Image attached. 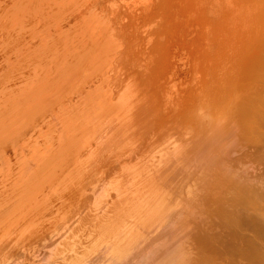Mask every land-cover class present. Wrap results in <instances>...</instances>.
Masks as SVG:
<instances>
[{
	"label": "rangeland",
	"instance_id": "rangeland-1",
	"mask_svg": "<svg viewBox=\"0 0 264 264\" xmlns=\"http://www.w3.org/2000/svg\"><path fill=\"white\" fill-rule=\"evenodd\" d=\"M0 96V264H264V0H0Z\"/></svg>",
	"mask_w": 264,
	"mask_h": 264
},
{
	"label": "bare ground",
	"instance_id": "bare-ground-1",
	"mask_svg": "<svg viewBox=\"0 0 264 264\" xmlns=\"http://www.w3.org/2000/svg\"><path fill=\"white\" fill-rule=\"evenodd\" d=\"M48 67H49V66H48ZM30 72H31V71H30ZM5 83H6V82H5ZM9 83H10V82H9ZM3 85H4V84H3ZM6 86H7V85H6ZM1 87H2V86H1ZM9 88H10V87H9ZM9 88H8V90H9ZM5 93H6V92H5ZM42 96H43V95H42ZM0 97H1V96H0ZM2 97H3V95H2ZM12 98H13V97H12ZM1 99H2V98H1ZM2 107H3V106H2ZM20 108H21V107H20ZM6 109H7V108H6ZM9 111H10V110H9ZM27 113H28V112H27ZM19 114H20V113H19ZM30 115H31V114H30ZM1 117H2V116H1ZM17 118H18V117H17ZM18 122H19V121H18ZM15 123H16V122H15ZM2 124H4V123H2ZM35 128H36V127H35ZM28 138H29V137H28ZM0 140H1V139H0ZM19 143H20V142H19ZM21 143H22V142H21ZM26 145H27V144H26ZM15 149H16V148H15ZM8 154H9V153H8ZM1 155H2V154H1ZM127 157H128V156H127ZM3 158H4V157H3ZM8 160H9V159H8ZM7 162H8V161H7ZM45 163H46V162H45ZM53 163H54V162H53ZM55 163H56V162H55ZM43 165L46 166V164H44V163H43ZM52 165H53V164H52ZM59 166H60V165H59ZM65 167H66V166H65ZM243 167H244V166H243ZM67 168H68V167H67ZM44 169H45V168H44ZM61 169H62V168H61ZM65 169H66V168H65ZM47 170H48V169H47ZM44 171H45V170H44ZM61 171H62V170H61ZM42 172H43V171H41V173H42ZM45 173H46V171H45ZM42 174H43V173H42ZM52 174H53V173H52ZM52 174H51V175H52ZM36 176H37V175H36ZM41 176L43 177L44 174L41 175ZM53 176H54V175H53ZM46 177H48V179H49L48 174H47ZM254 177H255V176H254ZM38 179H39V178H38ZM44 179H45V178H44ZM46 179H47V178H46ZM13 180H14V179H13ZM35 180H36V179H35ZM42 180H43V179H42ZM49 180H50V179H49ZM27 181H28V180H27ZM30 181H31V180H30ZM43 181H44V180H43ZM34 182H35V181H34ZM41 182H42V181H41ZM45 182H46V181H45ZM16 183H17V182H16ZM16 183H15V184H16ZM38 183H39V182H38ZM13 184H14V183H13ZM15 184H14V185H15ZM44 184H45V183H44ZM10 185H11V184H10ZM14 185H12V186H14ZM40 185H42V184L40 183ZM46 185H47V183H46ZM27 186H28V185H27ZM28 187H29V186H28ZM28 187H27V188H28ZM13 188H14V187H13ZM25 188H26V187H25ZM38 189H41V187L39 188V185H38ZM43 189H44V188H43ZM7 190H8V188H7ZM83 190H84V189H83ZM12 191H13V190H12ZM37 191H38V190H37ZM7 192H8V191H7ZM19 192H20V191H19ZM10 193H11V192H10ZM12 193H13V192H12ZM12 193H11V194H12ZM21 193H22V192H21ZM29 193H30V192H29ZM76 194H77V193H76ZM81 194H82V193H81ZM81 194H80V196H81ZM83 194H84V193H83ZM17 195H18V192H17L16 196H17ZM19 195H20V194H19ZM30 195H31V194H30ZM44 195H45V194H44ZM16 196H13V198H15ZM39 196H40V195H39ZM80 196H79V197H80ZM20 197H21V195H20ZM67 197H69V196H67ZM4 198H5V197H4ZM21 198H22V197H21ZM21 198H20V201L22 200ZM27 198H28V197H27ZM82 198H83V197H82ZM10 199H12V198H10ZM32 199H33V198H32ZM41 199H42V197H41ZM12 200H13V201H12L11 206H12V208H13V211H12L13 219H12V221H11L10 223H11V224H14L15 220L18 219V214H17V213L20 212V211H17V210L20 209V208L16 209V204H17L16 202H17V200H16V199H12ZM79 200H80V198H79ZM5 201H6V200H5ZM7 201H8V200H7ZM76 202H77V201H76ZM6 203H7V202H6ZM15 203H16V204H15ZM81 203H82V202H81ZM105 203H106V202H105ZM0 204H1V203H0ZM64 204H65V202H64ZM73 204H74V203H73ZM9 205H10V204H9ZM9 205L6 206L7 208L2 209V211L4 210L3 213H5V212L7 211V210H5V209H8V208H9ZM20 205H21V204H20ZM20 205H19V206H20ZM62 205H63V204H62ZM2 206H4V205H2ZM19 206H18V207H19ZM77 206H78V204H77ZM68 207H69V206H68ZM68 207H67V208H68ZM73 207H74V206H73ZM215 207H216V206H215ZM12 208H11V209H12ZM9 209H10V208H9ZM22 209H23V207H22ZM78 209H79V208H78ZM78 209H77V210H78ZM23 210H24V209H23ZM23 210H22L21 212H23ZM140 210H141V209H140ZM2 211H1V212H2ZM8 211H9V210H8ZM24 211H25V210H24ZM102 211H103V210H102ZM50 212H51V211H50ZM3 213H1V214H3ZM66 213H68V212L66 211ZM76 213H77V212H76ZM76 213H75V214H76ZM12 214H11V215H12ZM23 214H24V212H23ZM25 214H26V213H25ZM30 214H31V213H29V215H30ZM9 215H10V214H9ZM11 215H10V216H11ZM21 215H22V213H21ZM72 215H73V214H72ZM106 215H107V214H106ZM2 216H3V215H2ZM2 216H1V217H2ZM10 216H9V217H10ZM26 216H27V215H26ZM73 216H74V215H73ZM96 217H97V216H96ZM11 218H12V217H11ZM11 218H9V219L11 220ZM21 218H22V217H20L19 219H21ZM29 218H30V217H29ZM103 218H104V217H103ZM107 218H108V217H107ZM107 218H106V221L108 220ZM111 218H112V217H110V220H111ZM5 219H7V218H5ZM95 219H96V218L94 217V220H95ZM26 220H28V219H26ZM85 220H86V218H85ZM114 221H115V219H113V221L111 220V222H114ZM1 222H2V221H1ZM6 222L8 223V220H7ZM89 222H91V221H89ZM92 222H93V221H92ZM98 222H99V221H98ZM100 222H101V221H100ZM111 222H110V223H111ZM10 223H9V225L11 226ZM15 223H16V222H15ZM29 223H30V222H29ZM110 223H108V224H110ZM114 223H115V222H114ZM16 224H17V223H16ZM16 224H15V225H16ZM90 224H92V223H90ZM112 224H113V223H112ZM112 224H110V225H111V226H116V224L119 225V223H116V224H113V225H112ZM121 224H122V223H121ZM121 224H120V226H121ZM0 225H1V224H0ZM3 225H5V223H4ZM3 225H1V226L4 227ZM6 225H7V224H6ZM9 225H8V228H9ZM63 225H64V224H63ZM87 225H88V224H87ZM13 226H14V225H13ZM13 226H11V227H13ZM27 226H28V225H27ZM82 226H83V225H82ZM123 226H125V225H123ZM127 226H128V225H127ZM6 227H7V226H6ZM11 227L9 228V230L12 229ZM18 227H19V226H18ZM87 227H88V226H87ZM89 227H90V226H89ZM102 227H104V224H103ZM102 227H101V229H102ZM108 227H110V226H107V228H108ZM117 227H118V226H117ZM0 228H1V227H0ZM4 228H5V227H4ZM4 228H3V229H4ZM8 228H7V229H8ZM98 228H100V227H98ZM105 228H106V227H105ZM113 228H114V227H113ZM113 228H112V229H113ZM119 228H120V227H119ZM3 229H1L2 232H3ZM25 229H26V228H25ZM90 229H92V228H90ZM5 230H6V229H5ZM15 230H16V229H15ZM87 230H88V228H87ZM129 230H130V229H129ZM129 230L127 229V232H128ZM6 231H7V230H6ZM104 231H105V230H104ZM2 232H1V233H2ZM82 232H83V231H82ZM122 232H123V231H122ZM125 232H126V231H125ZM85 234H87V233H85ZM93 234H94V233H93ZM31 235H32V234H31ZM96 235H97V234H96ZM20 236H22V235H20ZM30 237H31V236H30ZM85 237H86V235H85ZM102 237H104V236H102ZM83 238H84V237H83ZM95 239H96V238H95ZM103 239H104V238H103ZM176 239H177V238H176ZM91 240H92V239H91ZM75 241H77V240H75ZM83 241H84V240H83ZM92 241H93V240H92ZM73 242H74V241H73ZM81 242H82V241H81ZM96 242H97V241H96ZM74 243H75V242H74ZM76 243H77V242H76ZM85 243H86V242H85ZM68 244H69V243H68ZM68 244H67V247H68ZM71 244H72V243H71ZM71 244H70V245H71ZM129 244H130V243H129ZM180 244H182V243L180 242ZM80 245H81V244H80ZM83 245H84V243H83ZM87 245H88V243H87ZM121 245H122V244H121ZM181 246H182V245H181ZM181 246H180V247H181ZM67 247H66V248H67ZM132 247H133V246H132ZM180 247H179V248H180ZM89 248H90V247H89ZM113 248H114V247H113ZM116 248H117V247H116ZM122 248H123V247H122ZM124 248H125V246H124ZM184 248H185V247H184ZM82 249H83V248H82ZM66 250H67V249H66ZM111 250H112V249H111ZM121 250L123 251V249H121ZM125 250H127V249L125 248ZM88 251H89V250H88ZM103 251H104V250H103ZM75 252H76V251H75ZM78 252H79V251H78ZM116 252H117V251H116ZM178 252H180V251H178ZM178 252H177V253H178ZM175 253H176V252H175ZM58 254H59V252H58ZM73 254H75V253H73ZM124 254H125V253H124ZM76 255H77V254H76ZM76 255H75V256H76ZM118 255H119V254H118ZM149 256H151V254H150ZM183 258H184V257H183ZM68 259H70V258H68ZM116 259H117V258H116ZM148 259H149V258H148ZM152 259H153L154 261L150 260V262H148V264H157V263L161 264L162 262H160V261H161L163 258L160 259V260H157L156 258H152ZM164 259H165V257H164ZM165 260H166V259H165ZM142 261H143V260H142ZM53 263H54V262H53ZM56 263H57V262H56ZM23 264H24V263H23ZM145 264H147V263H145Z\"/></svg>",
	"mask_w": 264,
	"mask_h": 264
}]
</instances>
